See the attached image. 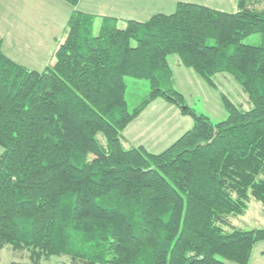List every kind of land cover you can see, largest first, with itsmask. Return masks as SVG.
Returning <instances> with one entry per match:
<instances>
[{"label": "trees", "instance_id": "obj_1", "mask_svg": "<svg viewBox=\"0 0 264 264\" xmlns=\"http://www.w3.org/2000/svg\"><path fill=\"white\" fill-rule=\"evenodd\" d=\"M254 33L258 44L242 41ZM170 54L212 87L230 73L249 106L220 93L223 119L196 113ZM126 77L149 84L132 108ZM156 98L191 127L159 152L125 147L121 132ZM0 149V248L29 250L28 264H249L264 226L223 225L250 197L264 206V0L178 2L143 22L74 9L40 72L0 49Z\"/></svg>", "mask_w": 264, "mask_h": 264}, {"label": "rangeland", "instance_id": "obj_2", "mask_svg": "<svg viewBox=\"0 0 264 264\" xmlns=\"http://www.w3.org/2000/svg\"><path fill=\"white\" fill-rule=\"evenodd\" d=\"M257 7L262 4L257 3ZM260 34L254 33L243 38L247 44H258ZM176 54L167 56L173 71V85L182 93L187 106L196 113L206 114L215 122L226 116L220 93L225 94L232 102L244 108L249 106L247 94L228 72H218L213 76L215 87L208 85L193 69L182 66ZM126 98L129 108L134 107L149 92L146 79L126 77ZM192 117L181 114L179 108L162 98L151 101L143 111L134 118L121 132L125 147L142 144L148 151L159 152L174 141L180 134L190 128ZM1 150V149H0ZM264 226V206L250 197L248 207L243 214L229 215L228 224L223 228H259ZM29 250L12 249L9 245L0 248V264H28ZM227 264H237L226 261ZM40 264H79L68 255L43 257ZM249 264H264V239L256 242L251 250Z\"/></svg>", "mask_w": 264, "mask_h": 264}, {"label": "crops", "instance_id": "obj_3", "mask_svg": "<svg viewBox=\"0 0 264 264\" xmlns=\"http://www.w3.org/2000/svg\"><path fill=\"white\" fill-rule=\"evenodd\" d=\"M178 2L233 12L238 0H79L75 6L65 0H0V49L15 63L40 72L62 40L72 10L97 20L106 16L143 22L157 13H173Z\"/></svg>", "mask_w": 264, "mask_h": 264}]
</instances>
